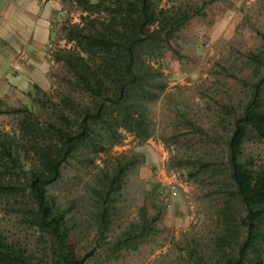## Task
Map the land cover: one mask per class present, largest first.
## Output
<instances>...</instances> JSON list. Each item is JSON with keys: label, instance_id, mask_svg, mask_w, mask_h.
<instances>
[{"label": "trees", "instance_id": "1", "mask_svg": "<svg viewBox=\"0 0 264 264\" xmlns=\"http://www.w3.org/2000/svg\"><path fill=\"white\" fill-rule=\"evenodd\" d=\"M68 1L81 15L78 22L65 19L60 25L71 46L52 52L63 71L59 76L51 74L57 86L32 94L30 106L5 107L0 101V114L12 115L16 121L14 131L0 129V202L6 213H14L18 223L36 235L33 246H28L0 229V264H83L92 255L93 250L76 254L67 209L48 187L59 179L69 159L93 164L89 154L108 152L120 142L121 130L139 139L149 137L144 102L154 100L165 83L146 57L169 43L192 15L186 6L164 8L159 0ZM262 39L261 49L248 58L257 79L249 100L233 118L225 169L194 162L189 173L195 177L208 169L212 175L226 171L233 187L227 191L223 226L212 238L213 252L222 257L218 264H264V163L254 167L242 158L250 134L264 138ZM128 165L129 161L114 158L110 167H100L95 175L92 218L100 233L108 226L110 204L123 186ZM232 198L244 212L230 228ZM155 217L148 219L142 208L132 230L106 245L119 249L141 242L152 233ZM230 232L234 242L225 252ZM194 259V264H206L202 257Z\"/></svg>", "mask_w": 264, "mask_h": 264}, {"label": "rangeland", "instance_id": "2", "mask_svg": "<svg viewBox=\"0 0 264 264\" xmlns=\"http://www.w3.org/2000/svg\"><path fill=\"white\" fill-rule=\"evenodd\" d=\"M172 4L186 6L192 15L169 43L146 57L165 83L154 100L144 102L149 137L139 139L121 130L120 142L108 152L89 154L93 164L69 159L59 179L48 187L56 202L67 209L76 254L93 250L83 264H194L195 256L206 264L222 260L221 253L213 252L212 238L223 226L230 196L227 191L233 187L226 171L212 175L208 169L195 177L189 173L194 162H208L218 170L226 167V141L233 118L249 100L257 79L248 58L263 45L264 0H159L164 8ZM64 7L63 20L78 22L81 11L68 0ZM58 39L55 49L71 46L60 26ZM62 72L61 64L53 60L50 86L45 91L57 86V78L51 74ZM6 125L0 129H16L13 116ZM152 156L156 161H150ZM114 158L127 160L129 165L123 186L110 204L108 226L100 233L92 218L91 188L98 169L110 167ZM242 158L254 167L264 163V138L250 134L243 143ZM146 160L154 169L147 179L140 171ZM160 180L172 181L173 191L160 185ZM162 192L167 201L161 199ZM231 205L230 228L244 212L236 198ZM142 208L148 219L156 216L152 233L119 249L106 245L132 230ZM0 229L28 246L36 239L34 231L20 225L14 213L4 211L3 202ZM229 237L225 252L234 242L232 232ZM42 246L37 248L42 250Z\"/></svg>", "mask_w": 264, "mask_h": 264}, {"label": "crops", "instance_id": "3", "mask_svg": "<svg viewBox=\"0 0 264 264\" xmlns=\"http://www.w3.org/2000/svg\"><path fill=\"white\" fill-rule=\"evenodd\" d=\"M64 9L63 0H0V101L5 107L29 106L32 94L49 88L51 52L60 42ZM10 119L0 114V128L6 129ZM152 165L146 160L140 167L146 179Z\"/></svg>", "mask_w": 264, "mask_h": 264}, {"label": "built area", "instance_id": "4", "mask_svg": "<svg viewBox=\"0 0 264 264\" xmlns=\"http://www.w3.org/2000/svg\"><path fill=\"white\" fill-rule=\"evenodd\" d=\"M161 181V180H160ZM158 183V182H157ZM160 185H162V186H165L166 187V189L168 190V191H173V189L175 188V185L173 184V182L172 181H170V182H163V181H161L160 182ZM162 194V196H161V199H163L164 201H167L168 200V198H167V196H166V193L165 192H162L161 193Z\"/></svg>", "mask_w": 264, "mask_h": 264}]
</instances>
